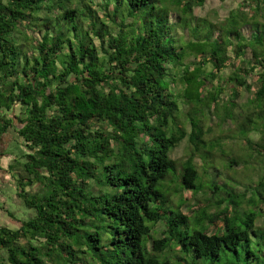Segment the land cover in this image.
Wrapping results in <instances>:
<instances>
[{"label": "trees", "instance_id": "trees-1", "mask_svg": "<svg viewBox=\"0 0 264 264\" xmlns=\"http://www.w3.org/2000/svg\"><path fill=\"white\" fill-rule=\"evenodd\" d=\"M205 5L0 0V158L14 133L33 210L0 264H264V178L208 175L264 159V0Z\"/></svg>", "mask_w": 264, "mask_h": 264}, {"label": "rangeland", "instance_id": "rangeland-1", "mask_svg": "<svg viewBox=\"0 0 264 264\" xmlns=\"http://www.w3.org/2000/svg\"><path fill=\"white\" fill-rule=\"evenodd\" d=\"M239 1L240 0H226L222 4H219L215 0H206V5L204 9L203 10L197 9V11L195 12L198 14L207 12L211 16L222 18V16H224L227 13L228 8H234L236 3ZM227 73L228 71L225 72V74ZM227 127L228 125L223 126L222 130H225ZM218 131L219 130H216L215 136L218 135L217 134ZM13 134L14 133L10 134L8 136L9 138L5 141L4 150H3V154L5 156H2L0 158V167L3 170H7V176H8L7 178H9V181L0 184V223L2 225H9V227L12 229L17 228L18 225H20L21 222L25 221L27 217L32 214V211H33V210H29L26 207H24L23 204L14 196L15 180L18 177L17 168L19 167L16 166L17 164H15L14 162H11V160L14 159L16 156L20 157V155L23 154V148H22L20 139L17 136L16 137L13 136ZM250 138L252 139V141H257L259 138V135L253 131L250 134ZM229 142L231 141H228L229 145L227 146L228 147L227 151H230L231 154L229 153L228 154L231 156V159L236 160L237 159L235 157L236 144L234 143L231 144ZM183 146H184V142L181 143L180 146L175 149V152L173 154L175 158L181 155L182 149L184 148ZM0 152L2 151L0 150ZM8 156L11 157V160H8L7 158ZM240 157L242 158L241 163H240L241 165L238 167L234 166L231 168L228 166L229 162H226L228 161V157L224 156L223 161L219 163L218 168L209 169L208 175L210 176L211 179H215L216 177H218L219 181H221V178H225L227 176H231V178L234 179L235 181L239 179L241 183L236 186L235 190L237 192H242L245 189L251 188L253 186V183L250 182L247 184L245 182L251 181L250 179L251 175L253 177V180H257V178H264V159L262 156L258 158L256 156L246 155V152L242 150L240 151ZM198 164L201 165L202 162L198 160ZM242 177H243V180H242ZM244 178L246 180L245 182H244ZM243 186H247V188ZM8 213L14 216L12 220L7 219ZM262 218H263L262 216L258 217L259 221L256 223V225L260 226L259 224H260V221H262ZM162 229H163V226L161 225L155 226V231L157 232L156 235L158 237H160ZM174 252H177V250ZM162 257H163L162 253H159L158 258H162ZM182 258H183L182 259L183 262L181 260L180 261L183 264H196V261L191 259V257L189 256H183ZM174 259L175 257L171 258V261H170L171 264H181L180 261H178L177 259L176 260ZM199 264H204L203 259H199Z\"/></svg>", "mask_w": 264, "mask_h": 264}, {"label": "crops", "instance_id": "crops-1", "mask_svg": "<svg viewBox=\"0 0 264 264\" xmlns=\"http://www.w3.org/2000/svg\"><path fill=\"white\" fill-rule=\"evenodd\" d=\"M1 173H2L3 175H4V174H5V175L7 174L4 170H3Z\"/></svg>", "mask_w": 264, "mask_h": 264}]
</instances>
